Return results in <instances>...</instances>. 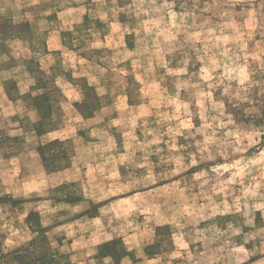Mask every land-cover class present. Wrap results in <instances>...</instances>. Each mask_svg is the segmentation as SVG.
Listing matches in <instances>:
<instances>
[{
	"label": "rangeland",
	"instance_id": "1",
	"mask_svg": "<svg viewBox=\"0 0 264 264\" xmlns=\"http://www.w3.org/2000/svg\"><path fill=\"white\" fill-rule=\"evenodd\" d=\"M0 264H264V0H0Z\"/></svg>",
	"mask_w": 264,
	"mask_h": 264
}]
</instances>
